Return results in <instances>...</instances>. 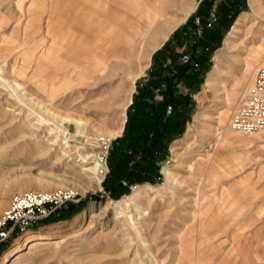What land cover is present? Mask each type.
Returning <instances> with one entry per match:
<instances>
[{
	"label": "rangeland",
	"instance_id": "rangeland-1",
	"mask_svg": "<svg viewBox=\"0 0 264 264\" xmlns=\"http://www.w3.org/2000/svg\"><path fill=\"white\" fill-rule=\"evenodd\" d=\"M201 1L190 0L195 10L150 58L139 59L132 73H106L105 65L83 67L49 41L44 30L51 0H0V219L25 193L69 189L75 194L66 208L0 244V264L4 256L5 264H264V131L249 137L228 131L241 93L264 65V0L257 5L258 15L249 0H241L245 8H237L210 55L192 95L190 118L159 164L156 182L130 186L115 198L104 186L111 144L122 135L137 84L147 79L153 55ZM223 1L230 0L212 1L209 23ZM55 2L65 5L66 0ZM240 18L243 25L225 47ZM247 60L252 65L243 80ZM57 117L83 121L85 136ZM121 125V134L111 137ZM219 133L234 141L228 149L245 154L236 167L213 176L220 164L215 163L218 148H226L214 137ZM93 161L98 171H84ZM163 168L175 184L165 181ZM146 184L150 190L142 187ZM198 205L206 208L203 216ZM14 251L16 256L8 255Z\"/></svg>",
	"mask_w": 264,
	"mask_h": 264
},
{
	"label": "trees",
	"instance_id": "trees-1",
	"mask_svg": "<svg viewBox=\"0 0 264 264\" xmlns=\"http://www.w3.org/2000/svg\"><path fill=\"white\" fill-rule=\"evenodd\" d=\"M209 1L202 0L195 14L153 55L147 79L137 84L122 135L112 142L107 157L104 186L113 198L130 186L154 184L159 178V164L190 118L192 95L202 84L210 55L237 16V8H245L241 0L223 1L211 24L213 0Z\"/></svg>",
	"mask_w": 264,
	"mask_h": 264
},
{
	"label": "crops",
	"instance_id": "crops-1",
	"mask_svg": "<svg viewBox=\"0 0 264 264\" xmlns=\"http://www.w3.org/2000/svg\"><path fill=\"white\" fill-rule=\"evenodd\" d=\"M260 2L248 1L253 15L261 14L257 8ZM196 6L193 8L190 0H66L65 5L51 0L44 32L50 42L63 44L60 45L63 52L83 62V67L97 64L105 65L106 73L118 69L132 73L133 67H138V60L150 58ZM153 15L156 17L151 21ZM244 154L238 149L218 148L215 163L220 164L214 166L212 175L222 176L224 169L236 167ZM233 156L237 161L229 165L228 160ZM188 165L192 166V162ZM197 208L203 216L205 206Z\"/></svg>",
	"mask_w": 264,
	"mask_h": 264
},
{
	"label": "built area",
	"instance_id": "built-area-1",
	"mask_svg": "<svg viewBox=\"0 0 264 264\" xmlns=\"http://www.w3.org/2000/svg\"><path fill=\"white\" fill-rule=\"evenodd\" d=\"M195 23L198 24V19ZM228 129L241 137L264 131V65L257 68L251 87L241 93L230 116ZM100 143L107 146L104 140ZM74 199L75 194L69 189L29 192L16 197L0 219V244L37 221L52 217Z\"/></svg>",
	"mask_w": 264,
	"mask_h": 264
},
{
	"label": "bare ground",
	"instance_id": "bare-ground-1",
	"mask_svg": "<svg viewBox=\"0 0 264 264\" xmlns=\"http://www.w3.org/2000/svg\"><path fill=\"white\" fill-rule=\"evenodd\" d=\"M256 2V1H255ZM187 7V6H186ZM194 8V7H193ZM255 9V8H254ZM149 11H151V9L149 10ZM155 12V11H154ZM147 15H149V14H147ZM188 15H190V14H186L185 16H188ZM156 17V15H153V19H151V21L152 20H154V18ZM172 17V16H171ZM245 17V16H244ZM149 17H147V19H148ZM170 18V17H169ZM29 19H31V16H29ZM156 21V20H155ZM154 21V22H155ZM146 22H147V20H146ZM244 22V18H240V19H238V21L237 22H235V25H234V27H233V29H232V31H231V33L227 36V38L225 39V41H224V45H225V47H229L230 45H231V39L233 40V37H234V33H236L237 31H239V29H238V27H240V25H243L242 23ZM152 23V22H151ZM149 24V23H148ZM150 25V24H149ZM148 26V25H147ZM146 26V27H147ZM25 28V30L24 31H28V25H26V26H24ZM137 29V28H136ZM140 29V28H139ZM143 29V28H142ZM146 29V28H145ZM145 29H144V31H145ZM148 29H149V27H148ZM137 31V30H136ZM139 31V30H138ZM137 31V32H138ZM136 32V33H137ZM28 33H30V31L28 32ZM32 33V32H31ZM67 38V37H66ZM134 38V37H133ZM128 40V39H127ZM126 40V41H127ZM235 40V39H234ZM52 42V41H51ZM57 43V42H56ZM53 44V43H52ZM60 45H63V44H60ZM127 45V44H126ZM49 46H50V44H49ZM48 46V47H49ZM51 48H52V46H50ZM140 47V46H139ZM51 48H49V49H51ZM62 48V47H61ZM49 49H48V52H49V54H50V51H49ZM54 49V48H53ZM57 50V49H56ZM59 51V50H58ZM58 51H56V53L58 54ZM46 52H47V50H46ZM138 52H139V50H138ZM61 52H59V54H60ZM63 54V53H62ZM223 54V53H222ZM51 55V54H50ZM55 55V54H54ZM46 57H48V56H46ZM54 57V56H53ZM55 58H57V57H55ZM119 58V57H118ZM40 59V58H39ZM46 59V58H45ZM50 59V58H49ZM67 59H68V57H67ZM66 59V60H67ZM70 59V58H69ZM68 59V60H69ZM47 60V59H46ZM56 60V59H55ZM54 60V61H55ZM61 60V59H60ZM59 60V61H60ZM53 61V60H52ZM57 61H58V59H57ZM56 61V62H57ZM64 61V60H63ZM67 62H69V61H67ZM60 63V62H59ZM66 63V62H65ZM70 63H72V62H69V64ZM73 63H75V62H73ZM78 63V62H77ZM107 63V62H106ZM63 64V63H62ZM80 64V63H79ZM94 64V63H93ZM252 65V60H247V61H245L244 62V64H243V67H242V77H243V80L246 78V76H247V73H249V69H250V66ZM69 66V65H68ZM70 66H73V65H71L70 64ZM77 66V65H76ZM75 65L73 66V67H76ZM80 66V65H79ZM93 66H95V65H93ZM72 67V68H73ZM91 68V67H90ZM89 68V69H90ZM67 69V68H66ZM93 69V68H92ZM91 69V70H92ZM97 70L98 68H94V70ZM74 70H75V68H74ZM88 70V69H87ZM99 71V70H98ZM222 70H219V69H215V74H220V72H221ZM86 72V71H85ZM84 72V73H85ZM93 72V71H92ZM95 72H97V71H95ZM254 72V71H253ZM73 73H74V71H73ZM91 73V72H90ZM101 73V72H100ZM94 74H97V73H94ZM99 74V73H98ZM90 75V74H89ZM213 75V74H212ZM212 75H210L209 76V78L207 79V81H206V84H210V80H211V78L213 77ZM79 76V75H78ZM85 75H80L79 76V78H81V77H84ZM88 76V75H87ZM69 77H70V75H69ZM116 81V80H115ZM235 83V82H234ZM70 84V83H69ZM110 84V83H109ZM237 84V82L235 83V85ZM109 89V88H108ZM111 91V90H110ZM129 92H132V91H128L127 93H128V96L127 97H129L130 95H129ZM131 94V93H130ZM127 102H130V99H128L127 100ZM49 112V111H48ZM53 116V115H52ZM57 118H59V117H57ZM59 122H61V124L63 125V124H65V123H73V124H75V128L76 129H79V131L77 132V134L79 135V136H85V134H86V130H85V123L83 122V121H79V120H73V119H65V118H59V120H58ZM222 122L223 121H221V119H220V121H219V124L221 125L222 124ZM123 125V124H122ZM122 125L119 127V129L116 131V132H114V133H111V134H109L111 137H113V136H118V135H120L121 134V132H122ZM61 126V125H60ZM65 131V130H64ZM228 131L229 132H231L229 129H228ZM49 132V131H48ZM76 132V131H75ZM50 133V132H49ZM232 133V132H231ZM234 134V133H233ZM222 133H219V134H216L214 137L215 138H218V139H220V140H222V142L226 145V148H229V147H232L231 145H232V143L234 142L231 138H228V137H222ZM88 138V137H87ZM220 148H221V145H220ZM225 148V147H224ZM64 156H66L65 154H63ZM89 157V156H88ZM93 167H91V168H89V169H85L84 171H86V172H95V171H98V168H99V164L96 162V161H93ZM162 174H163V176H164V178H165V181L166 182H168V183H170V184H175V180L172 178V174L170 173V171L168 170V168H163L162 169ZM142 187H144V188H147V189H151V186L150 185H143ZM163 188H165V187H163ZM33 234V233H32ZM32 240V239H31ZM28 243H30L31 241L29 240V241H27ZM33 246V245H32ZM31 246V247H32ZM30 247V248H31ZM16 254H17V252L16 251H14L13 253H11V254H8V255H14V256H16ZM7 257L8 256H4L3 258H2V262H1V264H5V261H6V259H7ZM16 258V257H15Z\"/></svg>",
	"mask_w": 264,
	"mask_h": 264
}]
</instances>
